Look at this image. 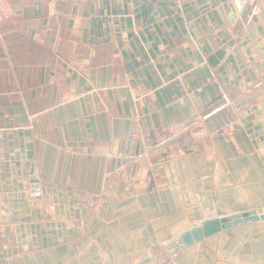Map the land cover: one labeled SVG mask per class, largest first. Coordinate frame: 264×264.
I'll list each match as a JSON object with an SVG mask.
<instances>
[{
	"label": "crops",
	"instance_id": "obj_1",
	"mask_svg": "<svg viewBox=\"0 0 264 264\" xmlns=\"http://www.w3.org/2000/svg\"><path fill=\"white\" fill-rule=\"evenodd\" d=\"M238 1L9 0L0 264H264V220L168 253L264 208V0Z\"/></svg>",
	"mask_w": 264,
	"mask_h": 264
},
{
	"label": "water",
	"instance_id": "obj_2",
	"mask_svg": "<svg viewBox=\"0 0 264 264\" xmlns=\"http://www.w3.org/2000/svg\"><path fill=\"white\" fill-rule=\"evenodd\" d=\"M238 6H241L244 1L236 0ZM36 183V182H34ZM37 187L38 184H34ZM264 220V208H258L245 212L235 213L232 215L213 217L201 221L199 224L186 229L174 239V244L171 245L170 252L173 254L181 249L190 246L205 237L220 232L221 230L233 227L245 222H253Z\"/></svg>",
	"mask_w": 264,
	"mask_h": 264
},
{
	"label": "built area",
	"instance_id": "obj_3",
	"mask_svg": "<svg viewBox=\"0 0 264 264\" xmlns=\"http://www.w3.org/2000/svg\"><path fill=\"white\" fill-rule=\"evenodd\" d=\"M10 14L11 5L9 0H0V32L3 22L10 16Z\"/></svg>",
	"mask_w": 264,
	"mask_h": 264
},
{
	"label": "rangeland",
	"instance_id": "obj_4",
	"mask_svg": "<svg viewBox=\"0 0 264 264\" xmlns=\"http://www.w3.org/2000/svg\"><path fill=\"white\" fill-rule=\"evenodd\" d=\"M168 250L170 251V249H169V248H168ZM168 250H167V251H168ZM162 251H163V250H162ZM165 251H166V250H165ZM167 251H166V252H167ZM169 251H168V253L170 254L171 252H169ZM154 257H155V255H154ZM164 257L166 258V256H164ZM164 257H163V258H164Z\"/></svg>",
	"mask_w": 264,
	"mask_h": 264
}]
</instances>
